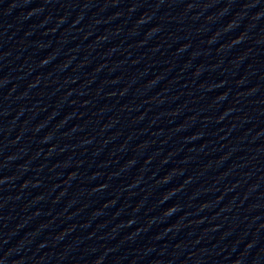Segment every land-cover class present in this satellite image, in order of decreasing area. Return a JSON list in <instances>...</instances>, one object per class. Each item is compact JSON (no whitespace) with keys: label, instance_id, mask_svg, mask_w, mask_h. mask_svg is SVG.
I'll return each mask as SVG.
<instances>
[{"label":"water","instance_id":"95a60500","mask_svg":"<svg viewBox=\"0 0 264 264\" xmlns=\"http://www.w3.org/2000/svg\"><path fill=\"white\" fill-rule=\"evenodd\" d=\"M0 264H264V96L0 85Z\"/></svg>","mask_w":264,"mask_h":264}]
</instances>
